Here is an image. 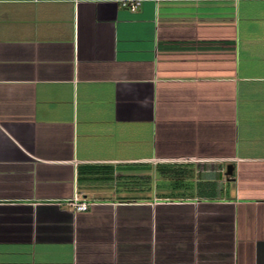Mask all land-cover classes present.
<instances>
[{
  "label": "crops",
  "instance_id": "0c3cea01",
  "mask_svg": "<svg viewBox=\"0 0 264 264\" xmlns=\"http://www.w3.org/2000/svg\"><path fill=\"white\" fill-rule=\"evenodd\" d=\"M121 1L0 0V264H264V0Z\"/></svg>",
  "mask_w": 264,
  "mask_h": 264
},
{
  "label": "built area",
  "instance_id": "2783aa9c",
  "mask_svg": "<svg viewBox=\"0 0 264 264\" xmlns=\"http://www.w3.org/2000/svg\"><path fill=\"white\" fill-rule=\"evenodd\" d=\"M36 1H42V0H36ZM143 4V0H123L121 1V5L127 9H130L131 11H136L138 10ZM90 203L88 202H80V201H75L73 203V208L77 212H83L87 211L90 208Z\"/></svg>",
  "mask_w": 264,
  "mask_h": 264
},
{
  "label": "water",
  "instance_id": "95a60500",
  "mask_svg": "<svg viewBox=\"0 0 264 264\" xmlns=\"http://www.w3.org/2000/svg\"><path fill=\"white\" fill-rule=\"evenodd\" d=\"M228 172H229V174L232 173V167H229V168H228Z\"/></svg>",
  "mask_w": 264,
  "mask_h": 264
}]
</instances>
